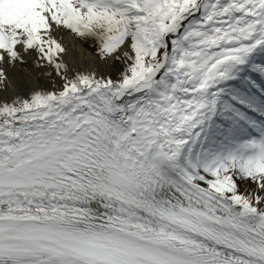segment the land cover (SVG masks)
<instances>
[{
	"label": "snow or ice",
	"instance_id": "obj_1",
	"mask_svg": "<svg viewBox=\"0 0 264 264\" xmlns=\"http://www.w3.org/2000/svg\"><path fill=\"white\" fill-rule=\"evenodd\" d=\"M0 264H264V0H0Z\"/></svg>",
	"mask_w": 264,
	"mask_h": 264
},
{
	"label": "bare ground",
	"instance_id": "obj_2",
	"mask_svg": "<svg viewBox=\"0 0 264 264\" xmlns=\"http://www.w3.org/2000/svg\"><path fill=\"white\" fill-rule=\"evenodd\" d=\"M72 47H74L77 51H79V42H76L74 45H72ZM85 48H87L88 46L87 45H84Z\"/></svg>",
	"mask_w": 264,
	"mask_h": 264
}]
</instances>
